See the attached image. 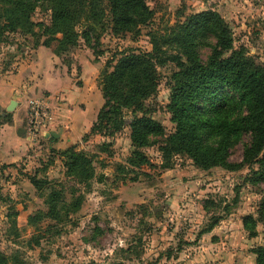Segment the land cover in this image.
I'll return each instance as SVG.
<instances>
[{
  "label": "rangeland",
  "instance_id": "rangeland-1",
  "mask_svg": "<svg viewBox=\"0 0 264 264\" xmlns=\"http://www.w3.org/2000/svg\"><path fill=\"white\" fill-rule=\"evenodd\" d=\"M146 1L153 14L137 36L114 34L106 13L98 40L92 42L95 52L79 37L75 47L56 55V41L42 45L45 35L39 27L37 35L10 32L0 41V250L19 264L255 263L252 250L264 243V225L258 221L250 235L242 217L257 218L264 183L246 181L248 166L202 169L188 155L175 154L165 168L154 142L141 148L151 164L135 167L127 160L134 150L130 110H124L126 122L119 131L90 128L103 103L98 78L105 62L126 49L149 51L151 33L165 32L190 13L218 12L232 30L234 47L243 46L264 64V0ZM31 19L49 24L45 0ZM83 28L81 22L77 30ZM211 42L206 38L198 46L202 58ZM175 69L172 62L158 67L159 85L149 100L151 116L166 134L174 128L167 105ZM8 84L15 88L7 90ZM32 99L41 104L37 123L30 121ZM10 100L16 105L8 111ZM248 140L243 134L230 148V161L242 159ZM69 146L91 157L94 175L88 181L67 175L60 151ZM32 176L47 177L60 189L69 211L65 218L38 216L47 205ZM79 198V206H72ZM30 216L36 218L30 221ZM214 217L217 224L200 232Z\"/></svg>",
  "mask_w": 264,
  "mask_h": 264
},
{
  "label": "trees",
  "instance_id": "trees-1",
  "mask_svg": "<svg viewBox=\"0 0 264 264\" xmlns=\"http://www.w3.org/2000/svg\"><path fill=\"white\" fill-rule=\"evenodd\" d=\"M41 1L0 0V41L10 32L37 35L35 27H39L45 35L42 45L51 46L56 41V55L75 47L79 37L94 49L92 42L98 40L106 13L114 34L127 32L132 36L140 33V26L153 14L146 0H45L50 10V22L45 24L31 19ZM81 22L84 28L79 32L77 26ZM206 38L212 42L209 53L202 58L198 46ZM150 39L149 51L126 49L105 62L98 78L103 103L90 131L112 134L121 130L127 109L131 112L130 140L134 147L127 159L131 166L151 164L141 148L157 142L161 166L165 168L171 167L175 154H186L202 169L238 170L248 166L246 181L264 183V64L247 54L243 46L234 47L231 28L218 12L210 9L185 15L165 32L151 33ZM170 62L176 69L168 81L167 107L174 128L166 134L163 125L151 116L149 100L159 85L158 67ZM227 95L232 97L226 99ZM243 134L249 140L244 143L242 159L230 161V148ZM60 153L67 175L83 182L94 175L87 154L73 146ZM254 164L257 168L252 167ZM30 181L47 205V210L39 211L38 216L65 218L69 211L60 189L47 177L32 176ZM79 203L80 198L71 205L78 207ZM28 218L31 221L36 217ZM218 220L214 217L200 232H209ZM258 221L264 225V191L257 218L244 215L243 228L254 235ZM252 252L254 264H264V243ZM15 258L0 250V264H19Z\"/></svg>",
  "mask_w": 264,
  "mask_h": 264
},
{
  "label": "built area",
  "instance_id": "built-area-1",
  "mask_svg": "<svg viewBox=\"0 0 264 264\" xmlns=\"http://www.w3.org/2000/svg\"><path fill=\"white\" fill-rule=\"evenodd\" d=\"M29 102H30L29 104H30L31 114H33V116L30 118V121L34 119V123H37L38 121L36 119L40 113L39 111L41 108L40 101L37 99H32Z\"/></svg>",
  "mask_w": 264,
  "mask_h": 264
},
{
  "label": "crops",
  "instance_id": "crops-1",
  "mask_svg": "<svg viewBox=\"0 0 264 264\" xmlns=\"http://www.w3.org/2000/svg\"><path fill=\"white\" fill-rule=\"evenodd\" d=\"M40 49L41 48H39L38 50H37V55H36V58L40 61V59H39V51H40ZM37 59H35V60H33L32 62H31V64H34L35 62H38V60ZM7 84V83H6ZM0 85H1V83H0ZM10 85V86H9ZM27 85H28V82H27V79H26V74H25V72H24V92H26V87H27ZM5 88H7V90H13V88H15L14 87V85H12V84H8V85H6V87ZM0 107L1 108H4V106L2 105V104H0Z\"/></svg>",
  "mask_w": 264,
  "mask_h": 264
},
{
  "label": "water",
  "instance_id": "water-1",
  "mask_svg": "<svg viewBox=\"0 0 264 264\" xmlns=\"http://www.w3.org/2000/svg\"><path fill=\"white\" fill-rule=\"evenodd\" d=\"M15 105H16V101L10 100L9 104L6 106V110L8 111L11 110ZM50 135L54 138L58 136V134L53 131H50Z\"/></svg>",
  "mask_w": 264,
  "mask_h": 264
}]
</instances>
